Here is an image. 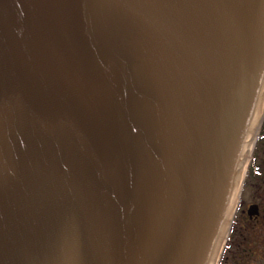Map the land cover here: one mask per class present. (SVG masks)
<instances>
[{
    "label": "water",
    "instance_id": "1",
    "mask_svg": "<svg viewBox=\"0 0 264 264\" xmlns=\"http://www.w3.org/2000/svg\"><path fill=\"white\" fill-rule=\"evenodd\" d=\"M263 117L264 0H0V264H218Z\"/></svg>",
    "mask_w": 264,
    "mask_h": 264
},
{
    "label": "flooded vegetation",
    "instance_id": "2",
    "mask_svg": "<svg viewBox=\"0 0 264 264\" xmlns=\"http://www.w3.org/2000/svg\"><path fill=\"white\" fill-rule=\"evenodd\" d=\"M247 183L251 187L250 194L246 197L243 191L239 198L226 240L228 244H225L223 250L225 253L227 248L230 249L229 255L225 258L226 264H253L258 253L249 247L239 245L236 241L233 242L234 239L237 238L244 244L259 237V242L263 244L261 237L264 233V117L246 169L243 186L245 187Z\"/></svg>",
    "mask_w": 264,
    "mask_h": 264
},
{
    "label": "rangeland",
    "instance_id": "3",
    "mask_svg": "<svg viewBox=\"0 0 264 264\" xmlns=\"http://www.w3.org/2000/svg\"><path fill=\"white\" fill-rule=\"evenodd\" d=\"M255 146V144H254ZM250 189L251 187L247 184H245V187L243 186L242 187V190H241V194L242 192L244 191V194L245 196L247 197L249 194H250ZM241 196V195H240ZM262 240H263V244H261V242H259V237H256V238H253L250 240V242H247V243H240V240L239 239H234L233 242H237L239 245H243L244 247H249L251 249H253L254 251L258 252L256 255V258L253 260V264H264V233L262 235ZM228 244V243H226ZM226 247V245H225ZM229 248H227V250H225V253L222 252V255H221V258L219 260V263L218 264H226V256L229 255ZM231 252V251H230ZM223 258V260H222Z\"/></svg>",
    "mask_w": 264,
    "mask_h": 264
},
{
    "label": "bare ground",
    "instance_id": "4",
    "mask_svg": "<svg viewBox=\"0 0 264 264\" xmlns=\"http://www.w3.org/2000/svg\"><path fill=\"white\" fill-rule=\"evenodd\" d=\"M243 177H244V171H243V173H242V177H241L240 181L243 179Z\"/></svg>",
    "mask_w": 264,
    "mask_h": 264
}]
</instances>
